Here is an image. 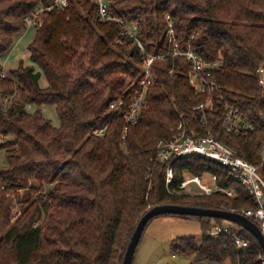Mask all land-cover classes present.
I'll return each mask as SVG.
<instances>
[{
    "label": "trees",
    "instance_id": "obj_1",
    "mask_svg": "<svg viewBox=\"0 0 264 264\" xmlns=\"http://www.w3.org/2000/svg\"><path fill=\"white\" fill-rule=\"evenodd\" d=\"M52 1L0 0V59L26 29V18ZM110 11L138 24L150 53L169 49L173 28L182 49L191 45L207 61L220 63L214 70L222 84L215 105L223 95L221 101L240 106L257 129L244 140L225 134L219 124L216 135L259 163L264 0H112ZM35 29L29 50L38 68L20 63L6 74L0 63V93L9 97L0 102V150L11 152L0 167V264H123L137 222L150 205L255 206L221 165L201 155L174 163L169 191L168 164L157 159L158 143L172 137L180 113H192L203 99L189 82L191 64L185 57L155 62L157 78L146 105L123 139L124 114L135 97L131 81L142 76L146 58L134 39L122 35L120 23L99 20L94 0H73L62 10L46 11ZM47 106L55 107L59 125L44 115ZM99 126L105 128L103 136L93 134ZM207 171L218 174L222 186L233 185L237 196L175 193L185 174ZM17 203L22 211L13 220ZM242 233L250 239L249 252L238 253L224 236H205L202 243L179 237L172 248L193 255L191 264H235L238 257L240 264H262L258 240L244 228Z\"/></svg>",
    "mask_w": 264,
    "mask_h": 264
},
{
    "label": "built area",
    "instance_id": "obj_2",
    "mask_svg": "<svg viewBox=\"0 0 264 264\" xmlns=\"http://www.w3.org/2000/svg\"><path fill=\"white\" fill-rule=\"evenodd\" d=\"M73 0H53L48 5L36 8L26 18V29L38 28L42 24V15L46 11L62 10ZM97 5V18L102 21H116L121 24V33L124 36L133 38L141 54L145 55L142 76L131 81L135 90V97L128 111L124 114L126 125L123 139L131 126L138 123L141 112L146 105L147 93L150 86L157 78L155 62L166 58L175 59L178 56L185 57L191 64L187 77L192 87L202 94L203 99L192 107V113L182 112L179 114L178 125L170 138H163L157 146V159L168 164L167 185L175 181L174 163L181 158L193 155H201L214 160L226 170L228 178L243 186L255 201L253 207L224 208L242 213L255 221L264 233V141L260 149L259 163H254L248 158L240 155L239 149L226 143L216 134V126L220 124L223 132L232 137L250 139L257 129L251 115L245 112L240 106L222 102L223 95L220 96L217 106L215 105V94L222 88L214 74V70L220 67L219 62L207 61L196 52L191 45L187 49H182L176 43L174 29L169 30V49L150 53L144 41L138 36L139 26L136 23L129 24L123 18H118L110 11L112 0H94ZM261 72L260 82L264 85V71ZM9 97L0 95V102L6 103ZM122 100L114 102L111 108L119 106ZM264 122V112L260 113ZM105 128L95 127L93 134L103 136ZM176 194L187 196H207L213 194H224L228 197H236L237 190L233 187L226 188L220 184V176L213 172H205L201 175L185 174L179 183ZM213 225V224H212ZM210 225L207 236L219 239L222 236L232 240L238 253L251 251V242L242 233V227L234 225H224L215 223ZM227 247V244H225ZM258 259L264 264L262 253H258ZM175 256V255H174ZM217 264H221L217 262ZM224 264V263H222ZM235 264H240V258Z\"/></svg>",
    "mask_w": 264,
    "mask_h": 264
},
{
    "label": "rangeland",
    "instance_id": "obj_3",
    "mask_svg": "<svg viewBox=\"0 0 264 264\" xmlns=\"http://www.w3.org/2000/svg\"><path fill=\"white\" fill-rule=\"evenodd\" d=\"M35 35L36 29L28 28L15 36L12 49L6 56L0 59V63L4 68L3 73L8 74V70L16 68L20 63L25 66H35V68H38L31 60L29 50V44L33 41ZM45 84L46 79L43 77L41 85ZM0 95H3V93H0ZM43 113L54 125L60 124L54 106L44 107ZM10 153L6 149L0 150V167L7 165V156ZM45 186L48 187L50 184H46ZM21 211V203H17L13 207V220L20 215ZM215 223L214 219L210 220L208 217L195 215L179 216L169 214L156 216L146 225L132 264H191L194 262V256L175 252L172 248L173 242L179 237L193 236L198 243H202L204 237L207 236L209 226ZM222 223L224 225H234V222L226 219H223ZM224 264L229 263L224 261Z\"/></svg>",
    "mask_w": 264,
    "mask_h": 264
},
{
    "label": "water",
    "instance_id": "obj_4",
    "mask_svg": "<svg viewBox=\"0 0 264 264\" xmlns=\"http://www.w3.org/2000/svg\"><path fill=\"white\" fill-rule=\"evenodd\" d=\"M183 215L190 216L195 215L199 217H210V218H221L232 221L242 228L251 232L258 240L260 246L264 251V233L260 226L247 217L246 215L232 211L229 209H218V208H208V207H197L178 203H161L150 206L140 217L137 222L135 231L131 237V240L127 246L126 253L124 255L123 264H132L133 258L141 239L142 233L148 224V222L156 216L159 215Z\"/></svg>",
    "mask_w": 264,
    "mask_h": 264
},
{
    "label": "crops",
    "instance_id": "obj_5",
    "mask_svg": "<svg viewBox=\"0 0 264 264\" xmlns=\"http://www.w3.org/2000/svg\"><path fill=\"white\" fill-rule=\"evenodd\" d=\"M215 264H217V263H215Z\"/></svg>",
    "mask_w": 264,
    "mask_h": 264
}]
</instances>
